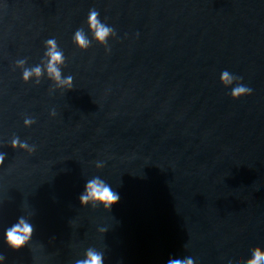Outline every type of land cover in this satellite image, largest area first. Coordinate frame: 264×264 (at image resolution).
<instances>
[{
  "label": "water",
  "instance_id": "95a60500",
  "mask_svg": "<svg viewBox=\"0 0 264 264\" xmlns=\"http://www.w3.org/2000/svg\"><path fill=\"white\" fill-rule=\"evenodd\" d=\"M90 9L116 31L110 52ZM49 38L71 89L47 72ZM224 70L252 95L233 100ZM0 152L3 264H76L88 248L104 264H245L264 248V0H0ZM96 175L119 194L111 211L80 204ZM21 217L33 238L14 251Z\"/></svg>",
  "mask_w": 264,
  "mask_h": 264
},
{
  "label": "clouds",
  "instance_id": "9594fccd",
  "mask_svg": "<svg viewBox=\"0 0 264 264\" xmlns=\"http://www.w3.org/2000/svg\"><path fill=\"white\" fill-rule=\"evenodd\" d=\"M87 28L92 34V37L97 43L105 47L106 51L110 52L109 41L116 38L115 29L108 23L103 21L100 13L96 9H90L87 17ZM73 43L82 51H87L91 46V41L86 35L83 28H78L73 34ZM45 57L47 58V72L57 84L61 87L71 89L73 87V77L67 76L62 78L60 66L63 65L65 57L60 50L56 39L49 38L45 41ZM25 60L17 61V64L23 66ZM42 74V68L37 65L34 68H24L23 79L27 83L36 76L39 78ZM221 83L226 89H231V97L233 100H240L243 97L252 95V88L243 83V78L224 70L220 75ZM51 116L55 117L56 112L53 110ZM35 119L25 117V127H31L35 124ZM11 147L14 150H24L28 153H33L36 150L35 145H30L27 141H21L19 137H15L11 141ZM5 153L0 152V166L4 165ZM97 169H102L105 164L102 161H96ZM120 197L112 186L106 182L101 176L96 175L89 179L85 186V191L80 196V204L92 209L103 208L105 211H111L112 208L119 203ZM34 229L29 220L24 217L19 219V222L5 230V241L8 247L14 251H20L30 245L33 238ZM86 258L76 261V264H104V253L97 251L94 248H88L85 253ZM0 264H3V257L0 256ZM167 264H194L192 258L179 259L170 258ZM245 264H264V248L256 247L251 250V258Z\"/></svg>",
  "mask_w": 264,
  "mask_h": 264
}]
</instances>
